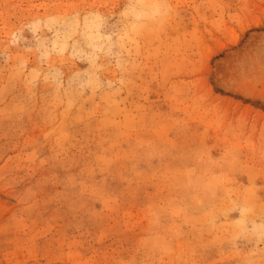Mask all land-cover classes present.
Instances as JSON below:
<instances>
[{
  "label": "rangeland",
  "instance_id": "rangeland-1",
  "mask_svg": "<svg viewBox=\"0 0 264 264\" xmlns=\"http://www.w3.org/2000/svg\"><path fill=\"white\" fill-rule=\"evenodd\" d=\"M0 264H264V0H0Z\"/></svg>",
  "mask_w": 264,
  "mask_h": 264
}]
</instances>
